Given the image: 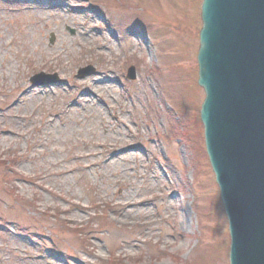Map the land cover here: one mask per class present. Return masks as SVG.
Segmentation results:
<instances>
[{
  "label": "rangeland",
  "instance_id": "obj_1",
  "mask_svg": "<svg viewBox=\"0 0 264 264\" xmlns=\"http://www.w3.org/2000/svg\"><path fill=\"white\" fill-rule=\"evenodd\" d=\"M200 3L0 0V264H228Z\"/></svg>",
  "mask_w": 264,
  "mask_h": 264
},
{
  "label": "water",
  "instance_id": "obj_2",
  "mask_svg": "<svg viewBox=\"0 0 264 264\" xmlns=\"http://www.w3.org/2000/svg\"><path fill=\"white\" fill-rule=\"evenodd\" d=\"M200 18V118L228 219L229 264H264V0H202ZM57 81L29 78L32 87Z\"/></svg>",
  "mask_w": 264,
  "mask_h": 264
}]
</instances>
